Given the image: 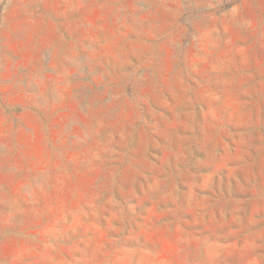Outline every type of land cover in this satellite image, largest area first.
Listing matches in <instances>:
<instances>
[{
    "label": "rangeland",
    "instance_id": "rangeland-1",
    "mask_svg": "<svg viewBox=\"0 0 264 264\" xmlns=\"http://www.w3.org/2000/svg\"><path fill=\"white\" fill-rule=\"evenodd\" d=\"M0 264H264V0H0Z\"/></svg>",
    "mask_w": 264,
    "mask_h": 264
}]
</instances>
